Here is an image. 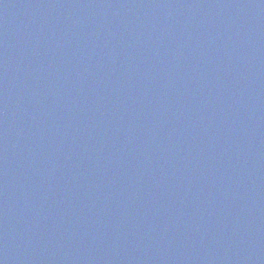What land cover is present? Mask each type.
<instances>
[{"label": "water", "instance_id": "water-1", "mask_svg": "<svg viewBox=\"0 0 264 264\" xmlns=\"http://www.w3.org/2000/svg\"><path fill=\"white\" fill-rule=\"evenodd\" d=\"M0 264H264V0H0Z\"/></svg>", "mask_w": 264, "mask_h": 264}]
</instances>
